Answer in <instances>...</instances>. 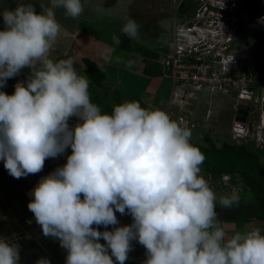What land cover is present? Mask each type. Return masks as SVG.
<instances>
[{"label":"clouds","instance_id":"obj_1","mask_svg":"<svg viewBox=\"0 0 264 264\" xmlns=\"http://www.w3.org/2000/svg\"><path fill=\"white\" fill-rule=\"evenodd\" d=\"M40 7L37 13L32 3H19L0 13V88L25 67L32 69L14 94L0 91V160L19 179L71 148L67 163L39 180L28 203L43 234L67 250L66 264H114L113 257L125 264L133 240L146 249L143 264H264V225L230 237L220 226L217 193L222 208L238 205L243 194L214 192L200 175L205 156L186 125L135 100L103 112L91 100L90 79L78 74L74 62L49 57L62 30L54 10L77 18L82 0ZM122 32L136 39L139 25L128 18ZM115 62L133 66L122 57ZM71 117L80 122L70 127ZM126 210L131 225L103 232L93 227L117 225L115 212ZM18 261V247L0 238V264Z\"/></svg>","mask_w":264,"mask_h":264},{"label":"crops","instance_id":"obj_2","mask_svg":"<svg viewBox=\"0 0 264 264\" xmlns=\"http://www.w3.org/2000/svg\"><path fill=\"white\" fill-rule=\"evenodd\" d=\"M19 3H32L37 13L41 11V3L45 6H50V0H0V13H2L5 8L8 10L15 9ZM109 3L110 0H82L84 11L77 18L67 17L63 8H56L54 10L55 18L61 25L62 30L60 36L50 50L49 57L54 61L71 59L74 62V67L78 74L86 75L88 78V62H92L100 67L104 72V76L103 79H101V84L96 85V94L106 106L108 104L110 106L118 104V98H115L114 93L126 91L125 94H132L140 98L149 108H152L154 103H159L153 101V96L157 93H161L163 85V83L152 84L154 79V77H152V72L156 69H160L158 68V66H160L164 72L162 76L168 77V79L165 78L167 82L170 80V76H168L169 67L165 64V59L162 61L155 60V65H153V54L148 58L147 56L143 57V55H136L138 56L136 60L144 64L143 70H141L137 68L136 65H133L129 69L124 63H116L115 58L119 57V55H123V60L129 61L132 54H128V44L131 42L144 45L148 50H154L161 46H157L156 41L142 42L139 36L136 39H131L126 36L122 32V26L124 25L122 21L123 17L126 18L129 15V9L121 13L118 7L119 0H113L110 4ZM126 12L128 13L127 16ZM0 30H4L2 15H0ZM113 37L119 38V44L114 43ZM122 39H124V41ZM168 41L162 45L165 53H167ZM131 60H133V58H131ZM115 68H117V71L113 70ZM132 68L139 73L137 72L138 74L136 73L135 75L134 72L130 71ZM31 72L32 69L25 67L16 76L7 79L4 86L0 88V91L9 95L8 92L15 88L19 80L23 83L28 81ZM147 73H149V75H147ZM140 76L147 77V82H143V78ZM169 87H171L170 84ZM164 91L168 93L170 89ZM151 94L154 95L151 96ZM161 103H163V101H161ZM55 159L58 160V158ZM66 162L67 161L62 158V162L56 167H62ZM56 167H54V163L50 161L48 169L47 167H43L42 171L39 173L29 174L17 179L9 174L4 167V161L0 160V238L12 244L8 239L13 237L12 235L14 233L20 232L22 228L37 236L29 247H22L20 250L18 261L20 264L34 263L33 261L35 258L38 260L44 258L45 254L48 252L43 247L45 235L43 234L41 226L36 222L34 214L28 209V203L34 198L31 193L39 180L54 172ZM19 187H21V190L28 191L26 198L25 195L23 196L25 198L24 200L19 197L16 191L20 190ZM115 215L118 224L113 225L109 231L114 230L115 227L131 225L133 222L127 210L123 215L118 211L115 212ZM250 223L223 221L224 227L228 231V237L236 231H242L245 226H248ZM262 226L263 223L261 222L260 227L255 228H261ZM93 227L103 232V225H93ZM104 244L106 246V242ZM131 244L132 250L128 253V259L125 261V264H143L146 258V249L139 244L137 240H133ZM64 251H66V249L61 248L59 253L61 254ZM48 253L49 256L52 255L50 251ZM109 254H111L110 249ZM52 257L55 258L53 255ZM113 261L114 264H119L118 261H115L114 257Z\"/></svg>","mask_w":264,"mask_h":264},{"label":"rangeland","instance_id":"obj_3","mask_svg":"<svg viewBox=\"0 0 264 264\" xmlns=\"http://www.w3.org/2000/svg\"><path fill=\"white\" fill-rule=\"evenodd\" d=\"M111 1L113 0H110V3ZM179 1L180 0H119L118 7L120 8L121 13L122 11L124 12V10L129 9V15L127 16L128 13L126 12L127 17H123L122 22L125 23L128 18L135 20L139 25L140 35L138 36L140 37L141 41H156L157 46H161L154 50H148L146 49V46L141 44L138 45L136 42L129 43L128 54H132L131 58H133V60L130 58V61H132L133 65H136L137 68L143 70L144 64L136 60V58H138L136 55H143V57L147 56L148 58L151 54H153V65H155V60L162 61L166 58V53L164 52V47H162V45L170 39L172 31L175 29V21H177L180 16L182 18L184 15L183 12L186 11L180 7L179 11L176 12ZM185 1L186 0H184V2ZM243 2H246V5ZM251 3H258L262 12L256 16L251 14L249 9H247V6ZM196 4V0H189V14ZM237 7L238 9L235 10V12L233 10L232 11L236 15L238 11H242L243 14L241 15L239 13V16L237 15V21L239 22V33L234 48L235 54L238 57L237 59L239 61V65L246 63L254 67L256 83L254 88L257 90L259 96H261V94L264 95V0H239V6L237 5ZM122 40L124 41V39ZM167 52L169 53L168 49ZM125 54L128 55L127 53ZM119 57L123 58V55H119ZM158 68L160 69H156L152 72V77H154L152 84L163 83V85L161 93H157L155 95L151 94V96L154 95L153 101L159 102L154 103L155 106L153 105L152 108L161 109L166 113L170 109H173L177 115H179L181 112H185L188 116H186L187 121L184 120L183 122L185 124L188 123V125H192V123L194 124L193 128L188 127L192 132V142H198L205 145V136L209 135L217 147H220L224 142H230L235 145L245 144L247 145L248 149L256 153L260 161L264 163V134L263 136L262 134L259 136V133H254L249 138L245 139L238 136V138H240L243 143L239 140H236L233 136V127L236 125V111L241 104V100L238 104V87L232 85L227 92H224L223 89L219 88L212 90L211 88L209 89L207 87H202L200 90H197L190 84H180L182 90H179V94L173 96L175 100L169 103L170 106L167 109H164V104L171 99L170 95L172 88L169 87V84H172V79L170 76V80L167 82L165 78L168 79V77H163L162 74L164 72L162 71V68L160 66H158ZM113 70L117 71V68ZM130 71L134 72L135 75L138 72L133 68ZM147 75H149V73H147ZM142 78L143 82H147V77ZM19 82L21 81L19 80ZM26 83L27 82H25V85ZM169 89L170 91L168 93L164 91ZM125 92L126 91H120V95H124ZM135 97L136 96L133 98ZM243 100L249 101L247 117L253 124V129L259 131L261 130L264 133V128L258 126L264 104L262 105L261 101L257 104H251L250 100L247 98H244ZM161 101H163V104H161ZM55 158H58V160ZM55 158H48L47 162L44 164V167H47L48 169L50 161L54 163V167L58 166V164L62 162V155H58ZM200 175L204 176L202 171ZM231 183L240 185L243 190L238 188V191L245 195L247 188L243 185L239 177L233 175ZM212 187H214L216 192H223L222 196L228 195L226 191L227 184L224 186L222 180L218 182L215 181ZM220 188L224 189V191H221ZM19 189L20 190L16 191L18 192L19 197L24 200L28 195V191L21 190V187H19ZM24 195L25 198L23 197ZM238 197L239 200H244V196L240 198L238 195ZM219 198L220 195L217 193V204H219ZM235 206L236 205H233L232 207ZM260 224L261 222L254 221L248 226H245V228L250 229L260 227ZM245 228L243 230H246ZM224 229L226 234H228L227 229ZM12 236L13 237L8 239V241L18 246L19 255L22 247H29L32 244V241L37 237L34 235V233L28 230L25 231L24 228H22L20 232L14 233ZM24 241L25 243L21 245L20 242ZM43 247L48 252L50 251V253L55 257L53 258L52 255L49 256L48 252L45 254L44 258H47L50 264H66L67 250L61 254L59 253V250L62 247L58 239L45 236ZM37 260L38 259L35 258L33 261L34 263L25 264H36ZM18 264L20 263L18 262Z\"/></svg>","mask_w":264,"mask_h":264},{"label":"built area","instance_id":"obj_4","mask_svg":"<svg viewBox=\"0 0 264 264\" xmlns=\"http://www.w3.org/2000/svg\"><path fill=\"white\" fill-rule=\"evenodd\" d=\"M183 2L184 0L179 1L176 12L179 11ZM196 2L198 5H195L190 14L188 9L183 12L182 18L180 16L175 21V29L167 44L169 53H166L165 64L169 67L172 91L171 99L164 104V109H167L170 106L169 103L175 100L173 96L182 90L180 84H190L197 90L202 87L212 90L219 88L224 92L235 85L239 89L238 104L240 100L247 98L251 104L261 101L263 105L264 95L259 96L254 88L256 84L254 67L246 63L239 65L235 54L234 48L239 33L237 15L243 14L242 11H238L237 15L234 13L238 9L239 0H196ZM167 114L187 127H194L193 123L188 125L183 122L188 116L185 112L177 115L173 109H170ZM259 120L258 126L263 127L264 108ZM79 122L77 117H71L68 123L70 127H73ZM233 128V136L242 143L238 136L245 139L254 133H259V136L264 134L261 130L253 129V124L248 117L242 125H235ZM71 153L72 150L69 147L61 154L62 158L67 159ZM46 162L47 159L44 164ZM232 177L231 173H223L220 181H223L224 186L227 184L228 193L234 194L239 192L240 187L236 183H231ZM205 179L210 185L212 176L209 174ZM210 187L214 190V187L211 185ZM220 226L225 228L222 223Z\"/></svg>","mask_w":264,"mask_h":264},{"label":"trees","instance_id":"obj_5","mask_svg":"<svg viewBox=\"0 0 264 264\" xmlns=\"http://www.w3.org/2000/svg\"><path fill=\"white\" fill-rule=\"evenodd\" d=\"M243 3L246 5V2ZM189 6V0L181 4L184 10L189 9ZM247 9L255 16L262 12L258 3L249 4ZM87 64L89 68V92L91 100L99 105L103 112L111 113L113 105H104L96 94V85L101 84L104 72L92 62H88ZM14 91L15 88L8 93L12 94ZM120 94V91L114 93L119 103L125 100H135L142 107L149 108L140 98H133L132 94ZM191 143L198 147L205 156V160L201 165V171L204 174L203 178H206L209 174L212 176L211 186H213L215 181H220V177L224 172H229L239 177L247 188V192L243 195L244 200L240 199L242 201L239 200V204L235 207L222 208L220 204H216L219 222L250 223L256 220L262 222L264 225V163L260 161L258 155L250 151L245 144L235 145L230 142H224L220 147H217L209 135L205 136V145L192 141ZM240 189L243 190L242 187ZM112 226L109 225L107 228L104 226L103 231H109ZM99 242L104 244L106 241L101 238Z\"/></svg>","mask_w":264,"mask_h":264},{"label":"water","instance_id":"obj_6","mask_svg":"<svg viewBox=\"0 0 264 264\" xmlns=\"http://www.w3.org/2000/svg\"><path fill=\"white\" fill-rule=\"evenodd\" d=\"M249 101L248 100H241V104L239 105L237 115H236V125H242L243 121H245L247 113H248V108H249ZM241 120V121H240ZM239 129V128H238Z\"/></svg>","mask_w":264,"mask_h":264},{"label":"bare ground","instance_id":"obj_7","mask_svg":"<svg viewBox=\"0 0 264 264\" xmlns=\"http://www.w3.org/2000/svg\"><path fill=\"white\" fill-rule=\"evenodd\" d=\"M26 233V232H25ZM25 243V241L24 242H20V244L22 245V244H24ZM19 245V244H18Z\"/></svg>","mask_w":264,"mask_h":264},{"label":"flooded vegetation","instance_id":"obj_8","mask_svg":"<svg viewBox=\"0 0 264 264\" xmlns=\"http://www.w3.org/2000/svg\"><path fill=\"white\" fill-rule=\"evenodd\" d=\"M237 111H238V108H237ZM237 111H236V115H237ZM235 118H236V116H235Z\"/></svg>","mask_w":264,"mask_h":264}]
</instances>
